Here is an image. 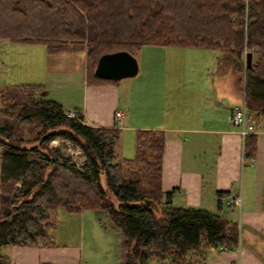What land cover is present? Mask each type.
<instances>
[{"label": "trees", "instance_id": "trees-1", "mask_svg": "<svg viewBox=\"0 0 264 264\" xmlns=\"http://www.w3.org/2000/svg\"><path fill=\"white\" fill-rule=\"evenodd\" d=\"M0 39L43 44L51 54L83 51L90 76L104 53L134 55L145 45L214 49L216 74L239 71L246 109L264 115V0H0ZM42 90L0 86V246H50L62 207L104 212L119 232L121 264H201L206 250L238 247L237 222L174 207L173 191H161L163 131L136 130L133 158H117L120 129L89 126L78 109L69 117ZM55 139L78 148L81 164L50 147ZM255 150L256 135L247 134L243 157ZM0 264L9 260L0 255Z\"/></svg>", "mask_w": 264, "mask_h": 264}, {"label": "crops", "instance_id": "crops-1", "mask_svg": "<svg viewBox=\"0 0 264 264\" xmlns=\"http://www.w3.org/2000/svg\"><path fill=\"white\" fill-rule=\"evenodd\" d=\"M145 46L164 50L165 55L173 47ZM204 50H213L215 56L204 53L200 63L152 58L132 79L98 82L84 76L82 96L70 106L80 110L89 126L117 127L133 137L139 129L164 132L160 189L173 191L171 205L222 213L239 224L238 247L206 250L201 264H264V115L246 109L256 135L255 154L246 159L244 138L228 120L230 108L244 104L242 74H216L218 52ZM79 52L86 58L85 52L73 51ZM61 53L47 51L45 57L48 61ZM84 66L88 75L86 59ZM41 96H46L44 89ZM117 111L119 120L114 117ZM117 158L126 157L120 153ZM217 193L225 195L219 198ZM235 198L239 205L227 204ZM83 214L86 217L87 211H80V218ZM57 236L55 226L50 246L2 245L0 255L9 264H79V246L58 244ZM148 264L169 263L166 258Z\"/></svg>", "mask_w": 264, "mask_h": 264}, {"label": "rangeland", "instance_id": "rangeland-1", "mask_svg": "<svg viewBox=\"0 0 264 264\" xmlns=\"http://www.w3.org/2000/svg\"><path fill=\"white\" fill-rule=\"evenodd\" d=\"M168 49L166 55L164 50H155L151 46L137 50L133 56L138 62L139 73L145 71L148 60L152 58L166 57L171 63H193V61L200 63L201 57H205L204 53L207 57L209 54L215 56L216 53L213 50L197 47L173 46ZM47 51L43 44L0 39V86L25 83L41 85L46 92L45 99L60 103L67 111L72 110L70 105L82 96V88H79L81 79L85 76L91 80L94 74L90 76L89 73L86 75L87 73L83 72L86 58L82 52L75 54L65 51L50 57L47 61L45 57ZM244 52L248 50L244 49ZM49 146L58 149L64 157H68L78 165L83 161L80 150L68 141L55 139L49 143ZM114 150L116 156L121 153L126 158H133L135 153L133 134L128 130H122L119 139L115 142ZM59 208L56 243L71 244V247L79 246L81 254L79 264H121L118 261L119 232L104 218L106 217L104 212L87 211L86 217L83 214L80 218L79 214L67 213L64 208Z\"/></svg>", "mask_w": 264, "mask_h": 264}, {"label": "water", "instance_id": "water-1", "mask_svg": "<svg viewBox=\"0 0 264 264\" xmlns=\"http://www.w3.org/2000/svg\"><path fill=\"white\" fill-rule=\"evenodd\" d=\"M251 53L245 56V63L250 67ZM138 73L136 58L125 50H119L100 55L96 61L93 74L100 79L118 81L124 78L134 77Z\"/></svg>", "mask_w": 264, "mask_h": 264}, {"label": "built area", "instance_id": "built-area-1", "mask_svg": "<svg viewBox=\"0 0 264 264\" xmlns=\"http://www.w3.org/2000/svg\"><path fill=\"white\" fill-rule=\"evenodd\" d=\"M229 112H230V114H229L228 120L232 126H234L238 129V132L242 136V139L247 134H251V133L255 132L254 126L251 122L250 117L247 114V111H246L244 104L232 106L230 108ZM67 115L69 117H73L74 112L71 110H68ZM114 117L116 120H119L121 117L120 112L119 111L115 112ZM239 203H240L239 198H235V199H232L230 201H227L228 205H231V204L239 205ZM218 249L221 251H227L230 248L227 246H221Z\"/></svg>", "mask_w": 264, "mask_h": 264}]
</instances>
